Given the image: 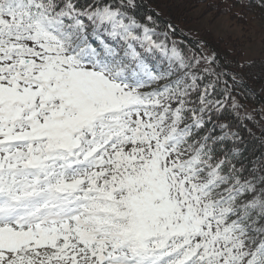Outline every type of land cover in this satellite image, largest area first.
Listing matches in <instances>:
<instances>
[{
    "label": "snow or ice",
    "instance_id": "snow-or-ice-1",
    "mask_svg": "<svg viewBox=\"0 0 264 264\" xmlns=\"http://www.w3.org/2000/svg\"><path fill=\"white\" fill-rule=\"evenodd\" d=\"M178 32L142 0H0V264H264L258 94Z\"/></svg>",
    "mask_w": 264,
    "mask_h": 264
},
{
    "label": "rangeland",
    "instance_id": "rangeland-1",
    "mask_svg": "<svg viewBox=\"0 0 264 264\" xmlns=\"http://www.w3.org/2000/svg\"><path fill=\"white\" fill-rule=\"evenodd\" d=\"M245 3L249 8L254 7L256 10L245 12L243 22L237 16L216 13L215 10L206 8L202 4L192 9V18L188 21L187 27L178 25L179 31L188 40L192 39L193 48L197 52L209 56L214 54L223 68H225L224 61L220 55L223 45H226L231 55L239 61H264V9L258 8L255 0H245ZM210 34L213 38H209ZM256 90L258 95L264 97L262 91ZM262 104L264 106V103ZM248 109L251 113L252 108L248 107Z\"/></svg>",
    "mask_w": 264,
    "mask_h": 264
},
{
    "label": "trees",
    "instance_id": "trees-1",
    "mask_svg": "<svg viewBox=\"0 0 264 264\" xmlns=\"http://www.w3.org/2000/svg\"><path fill=\"white\" fill-rule=\"evenodd\" d=\"M142 3L146 6V9L151 10L153 14L159 13L160 21L171 22L178 30V25L184 27L188 26V21L192 18V9L202 4H204L206 8L215 10L216 13H227L231 17L237 16L242 19L241 22L245 20V12L256 10L254 7L249 8L245 0H142ZM180 33L179 31L176 38L183 41L188 47L193 48L194 42L185 37L183 38ZM209 38H213V36L210 34ZM221 50L222 53H220V55L223 58L225 68L221 66V63H218L217 69L241 72V69H239L237 65H245L241 74L245 77L246 83L254 89L262 91L264 95V61L240 60V62L234 55H231V51L227 49L226 45H223ZM258 99L259 97L257 95V97L252 99L241 101L247 108H252L250 114L254 117L255 121L259 122V126H257L253 121H244L246 128L242 129V133L246 139H251L248 136L247 129H251L256 137H260L264 134V106L262 103L258 102ZM241 114L243 115L244 112L242 111ZM252 142L255 143L257 149H259V140H254Z\"/></svg>",
    "mask_w": 264,
    "mask_h": 264
},
{
    "label": "water",
    "instance_id": "water-1",
    "mask_svg": "<svg viewBox=\"0 0 264 264\" xmlns=\"http://www.w3.org/2000/svg\"><path fill=\"white\" fill-rule=\"evenodd\" d=\"M261 97V96H260Z\"/></svg>",
    "mask_w": 264,
    "mask_h": 264
}]
</instances>
